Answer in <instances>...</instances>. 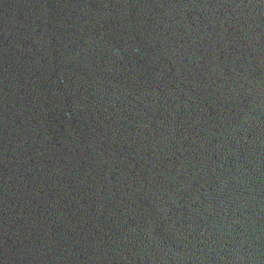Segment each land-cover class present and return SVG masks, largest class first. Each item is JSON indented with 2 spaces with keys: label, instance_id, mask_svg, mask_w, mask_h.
Here are the masks:
<instances>
[{
  "label": "water",
  "instance_id": "95a60500",
  "mask_svg": "<svg viewBox=\"0 0 264 264\" xmlns=\"http://www.w3.org/2000/svg\"><path fill=\"white\" fill-rule=\"evenodd\" d=\"M0 264H264V0H0Z\"/></svg>",
  "mask_w": 264,
  "mask_h": 264
}]
</instances>
